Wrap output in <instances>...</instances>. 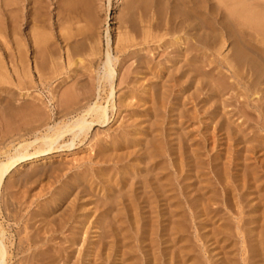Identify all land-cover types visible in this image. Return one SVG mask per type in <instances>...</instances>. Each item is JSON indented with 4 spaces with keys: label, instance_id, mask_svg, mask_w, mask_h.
<instances>
[{
    "label": "rangeland",
    "instance_id": "rangeland-1",
    "mask_svg": "<svg viewBox=\"0 0 264 264\" xmlns=\"http://www.w3.org/2000/svg\"><path fill=\"white\" fill-rule=\"evenodd\" d=\"M66 1L68 3V0H0V159H2L0 162L13 155L14 150L20 144L40 137L49 128H61L62 122H66L67 118L87 104L101 100L100 103L105 105L104 99L107 98L109 89L104 85H98L97 75L101 72L100 69L105 60L108 48L107 40H110V53L116 71L114 96L108 107L109 121L104 125L93 126L86 136L74 139L72 147H67L72 142L71 137L63 138L58 145L62 146L61 148L54 146V149L46 154L19 162L8 174L0 187V224L5 230L4 240L8 252L6 264H170V262L176 264L180 261V264H220L221 262L229 264L230 261L232 262L230 264H248L250 259H252L251 264H264V161H262L264 159V117L262 116L264 115V106H262L264 104V78L259 76L261 81L255 86V82L251 81L254 77L257 79V76L252 75L248 70L247 72L243 68L242 71L239 70V77L233 76L229 71L230 66L233 65L230 57H233L238 46V51L252 60L260 72L264 73V65L261 64L264 63V12L261 11L264 8V0L251 1L252 5L248 3L250 0H246V2L245 0L242 2L227 0V9H229V5L230 9L227 10L228 13L226 12V29H221L215 21L210 30H213L212 33L210 32L213 36L214 32L217 34V38L222 32V40L215 38V42H213L214 37L210 34L212 40L210 39V46L207 48L198 43L195 45V42L189 38L190 33L180 34V43H175L174 39L168 35L167 30L170 27V22L176 13L183 9L182 5L179 8V5L182 4L181 0H119L118 2L117 0H95L96 3H93L94 7L97 5L93 8L97 23L95 26H90L84 18L79 17V20L73 13L67 11L66 4H64ZM255 2H257L256 5H262L260 9L255 5ZM61 3L62 8L65 7L63 10L59 6ZM253 4L256 6V10ZM160 7L165 12H163L164 10L160 11ZM242 9H249L257 16L260 15V18L251 19V23L246 25L244 19L236 14L237 10ZM149 10L151 11L149 12ZM62 11H67L64 12L66 22ZM145 11H147V16H145ZM156 12L159 14L163 12L158 20L163 16V20H161L165 22L162 24L161 20L157 21L160 23L159 25H162L160 34L158 31V33L153 31L152 34V28L149 26L156 23ZM31 14L35 16L31 17ZM67 14L68 17L74 16L78 22L73 17L67 18ZM169 15L172 16L169 17ZM60 19L63 23L69 22L67 25L70 27L66 24L63 25ZM141 19L142 21H140ZM30 22L36 31L29 30L33 28H30ZM75 22L78 24H74ZM34 24L40 27H35ZM131 25H134L138 31ZM91 27H94L95 31ZM143 28L145 29L143 30ZM254 29L256 31L258 29V32L256 33ZM248 30L249 32H247ZM218 31L219 33H217ZM163 33L167 36L165 37ZM91 34L93 35L91 40L95 39L93 42L96 43L94 45L98 49L95 53L97 56L91 52L94 48L93 42L92 46L88 44L91 40L89 39L90 42H88V39H85L86 35ZM123 34L128 35L125 43L119 40L124 36ZM146 34L150 35V40L152 38L151 42L149 39L142 40ZM155 36H159V40ZM184 37L185 39L187 37V40ZM237 37L243 46L241 43L238 44ZM62 38H68V41L64 42ZM154 38L155 40H153ZM50 39L53 40V44L49 41ZM79 39L81 40L79 41ZM211 41L213 44L218 42L213 45ZM232 41L234 45L231 44ZM72 42L75 46L73 50L70 48L73 47ZM31 45H36L35 49L40 46V50L37 48L35 51L34 46ZM85 45L89 47V51L87 47L85 49ZM48 46L51 47L48 48ZM192 48H195L194 52L188 57L190 60L187 61L185 52ZM246 48L247 50L250 48L257 55L254 56L255 53L253 54L252 51H246ZM83 49L88 51L84 52L85 55H92L85 56ZM204 51L207 55L209 54V57L202 53ZM78 52L83 55H81L82 58ZM89 52L91 53L88 54ZM182 53H185L186 60ZM53 55L58 58H53ZM201 55L207 59H203L200 57ZM71 56L72 60L68 62ZM140 61L143 64L145 62V66L140 65ZM79 62H83L84 64H81L86 66H83L82 69ZM227 63L228 66L230 65L229 67ZM189 64L192 66L190 69ZM76 66L77 68H75ZM76 69L79 71L76 72ZM248 72L249 74H247ZM66 77L70 79L68 78V80ZM256 79L254 78V81ZM77 81H80V86L85 83L87 88L83 84L81 89ZM243 84H247L249 89L245 88ZM159 86L161 87L159 88ZM214 90L217 94H214ZM255 91L260 92L256 93ZM229 92L231 95L228 94ZM98 93H100V100L97 98ZM232 94L234 100H232ZM216 95H219V98L221 96L222 100ZM251 96H254L253 99ZM235 105L237 108L234 109ZM76 106L77 108L81 107L77 109ZM74 108L75 111H73ZM252 112L253 115H251ZM225 120L231 121V125L227 121L224 122ZM223 125H225V129ZM260 145L263 146L262 149ZM38 146H41L40 142L28 148V152H35ZM242 150L244 155H241ZM147 157L148 161H146ZM142 163L146 166H142ZM155 167L159 171L158 169L155 171ZM241 168L243 169L241 170ZM144 172L146 176L143 174ZM215 172L218 176L221 174L219 177L222 179L216 178ZM223 172L224 177L222 176ZM138 173L143 176L141 174V178L133 176H139ZM248 173H251L253 182L257 183L254 184L255 187H253V182H249L250 175ZM239 177L242 178L243 185H240L242 183ZM135 180L141 184L133 186L132 183ZM218 180L221 181V184ZM155 182H157V186ZM142 184L144 192L140 189ZM126 185L128 186L126 187ZM122 186L125 190L139 186L140 190H136V194L128 199L123 197V201L113 193L115 188L119 190ZM154 186H160L159 189L164 197L155 199V195H159V193H156ZM240 186H244L243 189ZM167 192L168 194H166ZM198 194L202 197H197ZM145 197L149 201H146ZM96 199L101 201L97 200V202ZM103 199L107 201L104 202ZM159 200L161 201L159 202ZM208 200L210 201L208 202ZM112 201L114 206L111 205V207L113 206V209L116 210L110 212L111 217L113 216L111 218L109 212L107 214L102 212L103 209L100 208V205L108 202L112 204ZM199 201L202 202V205ZM146 203L149 205L147 206ZM131 204L134 207L130 209ZM90 208H93L94 211ZM200 209H203V213ZM258 213L262 217H258L260 216ZM148 214L149 216H147ZM169 215L172 217L171 219H168ZM101 218H105V221ZM132 218L135 226L132 224ZM259 218H262L261 221ZM108 220L116 224L114 225ZM244 220L246 221L245 225L243 224ZM117 221L120 222L117 223ZM131 221L132 223H130ZM27 224L28 229H26ZM96 225H100L104 229L101 227V230L97 226V229H100L97 230L95 229ZM148 225L149 227H147ZM231 225H233V233L232 229H229ZM110 226L113 228L116 226L114 230L118 229L121 233L118 231L110 233ZM211 228L212 234L210 233ZM24 230L30 231L25 232L26 237ZM118 233L121 235L120 237L117 236ZM35 234L36 236H34ZM102 234L104 235L102 236ZM148 234L150 237L146 236ZM166 234L173 243L168 244L169 237L167 238ZM104 236L110 237L111 240L106 238L103 240ZM148 237L149 240H147ZM97 238L100 241L97 242ZM119 239H123L120 245ZM33 242L36 244L32 245ZM103 242L108 245L105 247ZM258 242L259 244H257ZM170 244H174L175 247L177 245V247L175 248L174 245L170 247ZM219 245L221 249H219ZM183 248L185 250H182ZM167 252H169V256ZM155 253L158 259L154 257ZM220 254L222 257L226 254L224 256L226 261ZM182 256L183 258H181ZM178 258L182 260L177 261ZM167 259H170V262ZM191 260L192 262H189ZM245 260L247 261L245 262ZM150 261L154 262L150 263Z\"/></svg>",
    "mask_w": 264,
    "mask_h": 264
},
{
    "label": "bare ground",
    "instance_id": "bare-ground-1",
    "mask_svg": "<svg viewBox=\"0 0 264 264\" xmlns=\"http://www.w3.org/2000/svg\"><path fill=\"white\" fill-rule=\"evenodd\" d=\"M35 1V0H34ZM95 0H68V3H67V1H66V3L64 2V4H66V6L65 7H67V11H69V12H71V13H73L75 16H76V18L78 17H80V18H84L85 19V21L90 25V26H95V24L97 25V23H96V17H95V14H94V10H93V8H95L94 7V4L93 3H96V2H94ZM119 0H117V2H118ZM139 1V0H138ZM174 1V0H173ZM177 1V0H176ZM182 1V4H180L179 5V8L181 7V5H182V7H183V9L182 10H180L178 13H176V16L175 15H173V16H175V17H173V18H171V19H173L171 22H170V27H168L169 29L167 30L168 32V35H170L171 36V38H173L174 39V42L175 43H177V42H179L180 40V34H186V32L187 33H190V35H189V38L190 39H192L194 42H195V45L198 43V44H200L201 46H203V47H205V48H207V46H210L209 45V42H210V39L212 40V31H210L211 29H212V27H213V23L216 21L217 22V24H219L220 25V27H221V29H226L225 27H226V12H227V10H229L230 9V5H229V9H227V0H181ZM236 2H238L239 0H235ZM234 1V4L236 3ZM241 2H242V0H240ZM244 1V0H243ZM251 1H257V0H250L248 3L250 4V5H252V3L253 2H251ZM4 2V1H3ZM63 2V1H62ZM136 2V1H135ZM179 2V1H178ZM177 2V3H178ZM245 2H246V0H245ZM256 3L257 2H255V5H256ZM4 4V3H3ZM33 4H35V3H33ZM37 4H41V3H37ZM49 4V3H48ZM159 4V3H158ZM179 4V3H178ZM238 4V3H237ZM247 4V3H246ZM148 5V4H147ZM254 5V4H253ZM254 5V6H255ZM28 6V5H27ZM35 6V5H34ZM59 6H61L60 8H62V3L61 4H59ZM155 6V5H154ZM158 6V5H157ZM236 6V5H235ZM257 7L259 6V5H256ZM256 6H255V10H256ZM262 6V5H261ZM261 6H259V9L261 8ZM4 7H5V4H4ZM32 7V6H31ZM36 7V6H35ZM64 7V6H63ZM64 7V8H65ZM148 7H150V6H148ZM162 8L164 7V6H161ZM159 8V9H161L160 11H162V10H164V9H162V8ZM242 7V6H241ZM64 8H62L61 10H63ZM158 8V7H157ZM237 8V7H236ZM243 8V7H242ZM250 8V7H249ZM34 9V8H33ZM58 9H59V7H58ZM148 9V8H147ZM150 9V8H149ZM166 9V8H165ZM22 10V9H21ZM34 10H36V11H38V9H34ZM60 10V11H61ZM141 10V9H140ZM142 10H145V9H142ZM156 10V9H155ZM173 10H174V8H173ZM257 10H258V8H257ZM66 11V12H67ZM97 11V10H96ZM151 10H149V12H150ZM259 11V10H258ZM257 11V12H258ZM262 12H264V8H262V10H261ZM260 11V12H261ZM63 12V11H62ZM65 12V11H64ZM64 12H63V18H64V20H65V17H64ZM65 12V13H66ZM147 11H145V13H146ZM163 12H165V10L163 11ZM162 12V13H163ZM172 12V11H171ZM26 13V12H25ZM59 13V12H58ZM71 13H69V14H71ZM127 13V12H126ZM162 13H160V14H162ZM228 13V12H227ZM231 13H232V11H231ZM73 14H71V15H73ZM97 14V13H96ZM130 14V13H129ZM141 14H142V12H141ZM140 14V15H141ZM156 14V15H155ZM154 15L156 16L155 18V20H153V21H155L156 23H154V22H152V20H151V22L152 23H154V25L153 24H148L151 28H152V30H151V32H152V34H153V31L155 32L156 31V33H158L159 31L161 32V30H162V25H159L160 23L159 22H157V21H160L162 18H163V16H161L162 18L160 19V20H158L159 18H160V14L158 13V12H156ZM172 14H173V12H172ZM175 14V13H174ZM233 14V13H232ZM236 14H238V16H240V18L242 17L243 19H244V21H245V24L246 25H249L250 23H251V19H254V20H257L256 18H260V15H258L257 16V14H255V13H253L252 11H250L249 9H242V10H237L236 11ZM261 14V13H260ZM38 14H36V17H38L37 16ZM60 15V14H59ZM66 15V14H65ZM69 16V17H73L74 18V16ZM35 16V15H34ZM32 14H31V17H34ZM122 16V15H121ZM123 16H124V14H123ZM127 16H128V14H127ZM129 16H131V15H129ZM145 16H147V13H146V15ZM145 16H144V18H145ZM165 16V15H164ZM172 16V15H171ZM170 15H169V17H171ZM27 17V16H26ZM68 17V14H67V18H69ZM97 17H98V14H97ZM141 17H142V15H141ZM57 18V17H56ZM62 18V19H63ZM70 18V19H71ZM76 18H74V19H76ZM80 18H79V20H80ZM109 18H111V17H109ZM124 18V17H123ZM262 18V17H261ZM34 19V18H33ZM38 19V18H37ZM62 19H60V21H62ZM132 19V18H131ZM146 19V18H145ZM148 19V18H147ZM165 19V18H164ZM228 19H229V17H228ZM27 20H28V18H27ZM31 20V19H30ZM41 20H43V19H41ZM68 20V19H67ZM77 20V19H76ZM163 20V19H162ZM162 20L160 21V22H162ZM254 20H252L253 22H254ZM69 21V20H68ZM71 21H72V19H71ZM97 21H99V20H97ZM121 21H123V20H121ZM129 21V20H128ZM133 21V20H132ZM140 21H142V19L140 20ZM150 21V20H149ZM229 21V20H228ZM31 22H32V20H31ZM31 22H30V28L31 27H33V26H31ZM42 22H44V21H42ZM65 22H66V20H65ZM73 22V21H72ZM77 22H78V20H77ZM164 22V21H163ZM163 22H162V24H163ZM259 22V21H258ZM35 23V22H34ZM57 23V22H56ZM62 23H63V21H62ZM67 23H69V22H67ZM67 23H63V25H65L66 24V26H69V25H67ZM80 23V22H79ZM82 24H83V22H81ZM122 23V22H121ZM142 23V22H141ZM144 23V22H143ZM165 23V22H164ZM167 23V22H166ZM74 24H78V23H74ZM131 24V23H130ZM133 24V23H132ZM147 24V23H146ZM263 24V23H262ZM43 25H45V24H43ZM58 25H60L59 23H58ZM58 25H57V27H58ZM80 25V24H79ZM126 25V24H125ZM168 25H169V23H168ZM34 26L35 27H40L39 25L38 26H36L35 24H34ZM45 26H47V25H45ZM74 26V25H73ZM72 26V27H73ZM84 26H85V24H84ZM83 26V27H84ZM131 26H133L134 27V25H131ZM161 26V27H160ZM164 26V25H163ZM166 26V25H165ZM261 26H263V25H261ZM70 27V26H69ZM97 27V26H96ZM132 27V28H133ZM148 27V26H147ZM166 27V28H167ZM257 27V26H256ZM260 27V26H259ZM81 28V27H80ZM91 28H93V30H94V27H91ZM132 28H130V29H132ZM164 28V27H163ZM258 28V27H257ZM35 30L36 31V29L33 27L32 29H29L30 31L31 30ZM43 29H44V27H43ZM49 29V28H48ZM57 29V28H56ZM64 29V28H63ZM62 29V30H63ZM134 29H135V27H134ZM145 28H143V30H144ZM243 29V28H242ZM262 29V28H261ZM60 32H61V30L60 29H58ZM82 30H83V28H82ZM97 30V29H96ZM135 30H137V29H135ZM246 30V29H245ZM244 30V31H245ZM250 30V29H249ZM249 30L247 31V32H249ZM255 30V29H254ZM70 31V30H69ZM90 31H92V29H90ZM95 31V30H94ZM138 31V30H137ZM158 31V32H157ZM164 31V30H163ZM217 31V30H216ZM256 31V30H255ZM260 31V30H259ZM32 32V31H31ZM55 32H57V31H55ZM133 32V31H132ZM136 32V31H135ZM160 32H159V34H160ZM165 33H166V31H164ZM211 32V33H210ZM234 32H236V31H234ZM251 32H252V30H251ZM258 32V29H257V31H256V33ZM264 32V31H263ZM58 33V32H57ZM86 33H88L87 32V30H86ZM85 33V34H86ZM92 33L94 34V32L92 31ZM124 33V32H123ZM129 33V36L131 35V33L130 32H128ZM134 33V32H133ZM137 33V32H136ZM135 33V34H136ZM145 33V32H144ZM143 33V34H144ZM217 33H219V31L217 32ZM230 33H231V31H230ZM255 33V32H254ZM32 34V33H31ZM51 34V33H50ZM61 34H62V32H61ZM65 34V33H64ZM80 34L81 35H84V34H82V32H80ZM125 34V33H124ZM123 34V35H124ZM150 34V33H149ZM144 35L145 36V38H143L142 40H148L149 38H150V35ZM162 34V33H161ZM212 36H211V35ZM214 38H213V42H215V38H217L216 37V33L214 32ZM250 34V33H249ZM41 35H42V33H41ZM66 35V34H65ZM74 35H75V32H74ZM78 36H79V34H77ZM95 35H96V32H95ZM156 35V34H155ZM163 35H164V33H163ZM221 35H222V32H221V34H220V37L219 38H217V40L218 39H220L221 38ZM235 35H237V34H235ZM253 35V34H252ZM1 36V35H0ZM45 36V35H44ZM59 36V35H58ZM85 36V35H84ZM119 36H121L120 34H119ZM126 35H124L123 37H121L119 40H120V42L122 41V42H127V36L125 37ZM165 36V35H164ZM163 36V37H164ZM166 36H167V34H166ZM165 36V37H166ZM228 36V35H227ZM263 36H264V34H263ZM22 37V36H21ZM29 37V36H28ZM50 37V36H49ZM51 37H53V36H51ZM76 37V36H75ZM92 37H93V35L91 34V35H86V38L85 39H88V42H90L89 41V39L91 40L92 39ZM96 37V36H95ZM130 37H132V36H130ZM129 37V38H130ZM153 37H154V35H153ZM158 40H159V36L157 37V36H155ZM254 37V36H253ZM259 37V36H258ZM262 37V36H261ZM2 38V37H1ZM32 38V37H31ZM34 38H35V36H34ZM97 38V37H96ZM161 38V37H160ZM228 38V37H227ZM19 39V38H18ZM23 39V38H22ZM62 39H64V42H67L68 40V38L66 39V38H62ZM141 39V38H140ZM184 39H185V37H184ZM256 39V38H255ZM32 40V39H31ZM46 40H48V39H46ZM75 41H76V39H74ZM81 39H79V41H80ZM95 40V39H94ZM93 40V41H94ZM118 40V39H117ZM135 40V39H134ZM150 40V39H149ZM151 40H152V38H151ZM151 40H150V42H151ZM153 40H155V38L153 39ZM170 40V39H169ZM185 40H187V37H186V39ZM221 40H222V38H221ZM236 40H238V42H239V38L237 37V39ZM235 40V41H236ZM261 40V39H260ZM260 40H259V42H260ZM263 40V39H262ZM49 41H51V43H52V41L53 40H49ZM62 41V40H61ZM92 40H91V42L90 43H88V44H90V45H96V43H94ZM109 41L110 40H107V46H108V48H107V51H106V54H105V60H104V62H103V64H102V66H101V72L97 75V78H98V85H100V86H103L104 85V87H108V89H109V93H108V95H107V98L105 97V101H104V103H105V105H102L101 103H100V98H99V94L100 93H98V96H97V98H99V100L100 101H96V102H94V103H90V104H87L85 107H83L82 109H80L77 113H75L74 115H71V117H69V118H67V121L65 122L64 121V123H63V125H62V123H61V125L60 126H62L61 128H59V129H53L54 127H52V128H49L47 131H45L44 132V134H42V135H40V137H35L32 141H28V142H26V143H24V144H20L15 150H14V153H13V155H11V156H9V157H6V155H5V157L7 158L5 161H3V162H0V187L2 186V184L4 183V181H5V179H6V177L8 176V174L14 169V167L16 166V164H18L19 162H24V161H26V160H28V159H31V158H34V157H37V156H41V155H43V154H46V153H48V152H50L51 150H53L54 149V146H56L57 148L58 147H60V146H58L59 145V143L62 141V139L63 138H65V137H71V143H69V145L67 146V147H72V146H74V143H73V141H74V139H76V138H79L80 136H86L87 134H88V132H89V130L93 127V126H97V125H104L105 123H107L108 121H109V116H108V107H109V103H110V101H112L113 100V96H114V79H115V73H116V71H115V65H114V61H113V57H112V55H111V53H110V43H109ZM161 41V40H160ZM159 41V42H160ZM182 41V40H181ZM192 41V42H193ZM20 42V41H19ZM21 42H22V40H21ZM30 42V41H29ZM40 42H42V41H40ZM55 42V41H54ZM63 42V43H64ZM93 42V43H92ZM185 42V41H184ZM218 42V41H217ZM216 42V43H217ZM263 42V41H262ZM50 43V44H51ZM62 43V44H63ZM77 43H78V41H77ZM82 43V42H81ZM92 43V44H91ZM180 43V42H179ZM178 43V44H179ZM211 43H212V41H211ZM216 43L215 44H213V45H216ZM233 43V41L231 42V44ZM241 43V41L238 43V44H240ZM244 43V42H243ZM19 44V43H18ZM32 44H33V42H32ZM53 44V43H52ZM68 44V43H67ZM71 44V43H70ZM80 44V43H79ZM85 44H86V41H85ZM118 44V43H117ZM177 44V45H178ZM186 44V43H185ZM211 44V46H213ZM22 45H24V44H22ZM38 45V44H37ZM69 45V44H68ZM87 45V44H86ZM85 45V49H86V46ZM89 45V46H90ZM92 45V46H93ZM94 45V48L91 50V52L92 53H96L97 51H98V49L97 48H95L96 46ZM181 45V44H180ZM232 45H234V44H232ZM241 45L243 46V44L241 43ZM25 46V45H24ZM32 46V45H31ZM34 46V45H33ZM32 46V47H33ZM36 46V45H35ZM35 46H34V49H35ZM72 46L73 47H70V48H72V50H73V48H75V46L73 45V42H72ZM79 46H81V45H79ZM91 46V47H92ZM181 46H183V45H181ZM19 47V46H18ZM20 47H22L21 45H20ZM49 47H51V46H48V48ZM160 47V46H159ZM158 47V48H159ZM234 47V46H233ZM236 47V46H235ZM245 47V46H244ZM38 48V49H37ZM36 49L37 50H40L39 48H40V46L39 47H37ZM53 48V47H52ZM51 48V49H52ZM67 48V47H66ZM68 48H69V46H68ZM88 48V51H89V47H87ZM248 48V47H247ZM247 48H246V51H252L250 48H249V50H247ZM24 49V48H23ZM32 49V48H31ZM36 49H35V51H36ZM65 49V48H64ZM82 49V48H81ZM100 49V48H99ZM195 49V48H194ZM194 49L192 48L191 50L189 49V51L187 50L185 53H186V55H185V53H182V55H183V58H184V60H186L185 59V57L187 58V61H189L190 59L188 58L190 55H192L193 54V52H194ZM197 49H199V48H197ZM232 49V48H231ZM49 50V49H48ZM56 50V49H55ZM67 50V49H66ZM65 50V51H66ZM70 50V49H69ZM71 50V51H72ZM210 50V49H209ZM232 50H234V49H232ZM34 51V52H35ZM60 51V50H59ZM87 50H85L84 51V49H83V53L85 52H88ZM183 51V50H182ZM196 51V50H195ZM200 51V50H199ZM231 51V50H230ZM22 52V51H21ZM53 52V51H52ZM68 52V51H67ZM91 52H89L88 54H90ZM35 53H38V52H35ZM50 53V52H49ZM70 53V52H69ZM85 53H84V55H85ZM202 53H205L204 55H207L206 54V52L204 51V52H202ZM248 53V52H247ZM252 53L254 54L255 52H253L252 51ZM251 53V54H252ZM65 54H67V53H65ZM72 54V53H71ZM70 54V55H71ZM94 54H93V57H94ZM98 54V53H97ZM200 54H201V52H200ZM231 54V53H230ZM34 55V54H33ZM57 55H59V54H57ZM68 55V54H67ZM69 55V56H70ZM78 55H80V57H81V55L82 54H79V52H78ZM90 55H92V54H90ZM89 55V56H90ZM96 55V54H95ZM181 55V56H182ZM184 55H185V57H184ZM204 55H201L200 57H202L203 59L204 58H206V57H203ZM209 55V54H208ZM207 55V56H208ZM255 55H257L256 53L254 54V56ZM83 56V55H82ZM85 56H87V55H85ZM89 56H87V57H89ZM97 56V55H96ZM228 56V55H227ZM233 57H230L231 58V60L230 61H232L231 62V64H233V65H229L230 66V72H231V74L234 76V75H236V76H240L239 74V70H241L242 71V68L243 69H245L246 70V72H247V70L252 74V75H256L257 76V79H256V77H254L256 80L254 81V78L252 79V81L251 82H255V86L256 85H258L259 84V82L261 81L259 78V76H263V78H264V73H262V71L260 72V70H259V68L256 66V64L252 61V60H249L248 59V57H246L243 53H241V52H239L238 51V46L236 47V50H235V52L233 53V55H232ZM258 56H260V55H258ZM74 57V56H73ZM209 57V56H208ZM253 57V56H252ZM251 57V58H252ZM261 57V56H260ZM34 58V57H33ZM52 58V57H51ZM53 58H58V57H54V55H53ZM69 58V57H68ZM82 58V57H81ZM92 58V57H91ZM201 58V59H202ZM226 58H228V57H226ZM139 59V58H138ZM207 59V58H206ZM258 60L260 59V58H257ZM51 60V59H50ZM53 60H55V59H53ZM70 60H72V56H71V58H69V61L68 62H70ZM77 61H78V59H76ZM147 60V59H146ZM183 60V61H184ZM56 61V60H55ZM58 61V60H57ZM59 61H60V59H59ZM142 61V60H141ZM140 61V62H141ZM144 61V60H143ZM182 61V60H181ZM201 61H203V60H201ZM226 61H227V59H226ZM262 61V60H261ZM264 61V60H263ZM54 62V61H53ZM72 62V61H71ZM139 62V61H138ZM184 62H186V61H184ZM183 62V63H184ZM260 62V61H259ZM22 63V62H21ZM36 63V62H35ZM78 63V62H77ZM80 64V66L82 65L81 63H83V62H79ZM89 63V62H88ZM20 64V63H19ZM84 64V63H83ZM143 64V62H141L140 63V65H142ZM186 64V63H185ZM192 64V63H191ZM191 64H189L190 66H189V69H190V67H192L191 66ZM204 64V63H203ZM230 64V63H229ZM261 64H263L264 65V63H261ZM69 65V64H68ZM71 65V64H70ZM77 65V64H76ZM78 65V66H79ZM187 65H188V63H187ZM194 65V64H193ZM197 65V64H196ZM83 66L85 67L86 65H82V69H83ZM143 66H145V62H144V64H143ZM227 66H228V63H227ZM228 66V67H229ZM23 67H26V66H23ZM56 67V66H55ZM71 67V66H70ZM21 68H22V66H21ZM35 68H36V66H35ZM62 68V67H61ZM75 68H77V66L75 67ZM75 68L73 69L74 71H75ZM79 68V67H78ZM81 68H79V69H81ZM88 68H90V66H88ZM37 69V68H36ZM79 69H76V72H77V70L79 71ZM192 69V68H191ZM52 70V69H51ZM59 70V69H58ZM193 70V69H192ZM245 70H244V73H245ZM27 71V70H26ZM240 71V72H241ZM72 72V71H71ZM189 72H191L190 70H189ZM194 72V71H193ZM249 72L247 73V74H249ZM73 73H75V72H73ZM192 73V72H191ZM195 73H197L196 71H195ZM244 73H243V75H244ZM260 73H261V75H260ZM187 74V73H186ZM185 74V75H186ZM194 74V73H193ZM246 74V75H247ZM251 74H250V76H251ZM25 75V74H24ZM196 77H197V75H195ZM194 76V77H195ZM248 77V76H247ZM69 77H66V79H68ZM252 78V77H251ZM70 79V78H69ZM68 79V80H69ZM192 79V78H191ZM194 79V78H193ZM247 79H250V78H247ZM75 81V80H74ZM264 81V80H263ZM78 82V81H77ZM76 82V83H77ZM80 82V81H79ZM78 82V83H79ZM238 83H239V81H238ZM248 83H249V81H248ZM85 86H86V84L85 83H83ZM82 84V85H83ZM160 84V83H159ZM198 84V83H197ZM239 84H241V83H239ZM73 85V84H72ZM82 85L80 86V83H79V87H81V89H82ZM158 85V84H157ZM251 85V84H250ZM84 86V87H85ZM234 86V85H233ZM243 86L245 87V88H248L247 87V84L245 85V84H243ZM76 87H77V85H76ZM83 87V88H84ZM104 87H103V89H104ZM161 86H159V88H160ZM261 87V86H260ZM85 88H87V86L85 87ZM98 88V87H97ZM233 89H235V87H232ZM237 88V87H236ZM251 88V87H250ZM256 88V87H255ZM255 88H253V89H255ZM262 88V87H261ZM75 89V88H74ZM107 89V90H108ZM249 89V88H248ZM257 89V88H256ZM259 89V88H258ZM263 89H264V85H263ZM77 90H79L80 91V89H77ZM84 90V89H83ZM87 90V89H86ZM230 91V90H229ZM231 91H233L232 89H231ZM230 91V92H231ZM252 91V90H251ZM260 91H261V89H260ZM260 91H257V92H260ZM214 94H217L216 93V91L214 90ZM228 93V94H230L231 95V93ZM256 92V91H255ZM256 92V93H257ZM262 92V91H261ZM81 93H82V91H81ZM85 93V92H84ZM83 93V94H84ZM252 93V92H251ZM89 94V92L87 93V95ZM242 94V93H241ZM259 94V93H258ZM261 94V93H260ZM233 95V94H232ZM253 95V94H252ZM255 95V94H254ZM262 95V94H261ZM242 96V95H241ZM84 97V96H83ZM87 97V96H86ZM216 97L217 98H219V95H216ZM215 97V98H216ZM231 97V96H230ZM243 97V96H242ZM245 97V96H244ZM252 97H254V96H251V98ZM255 97H257V96H255ZM263 97H264V95H263ZM263 97L261 96V98L263 99ZM96 98V99H97ZM102 98V97H101ZM216 98V99H217ZM234 98V95L232 96V100H234L233 99ZM238 98V97H237ZM258 98H260V96H258ZM220 100H222L221 99V96H220V98H219ZM231 99V98H230ZM253 99V98H252ZM122 100V99H121ZM124 100V99H123ZM212 100H214V99H212ZM219 100V101H220ZM239 100V99H238ZM246 100V99H245ZM257 101L259 100V99H256ZM261 100V99H260ZM149 101H151V99L149 98ZM218 101V102H219ZM240 101V100H239ZM242 101H243V99H242ZM248 101V100H247ZM256 101V102H257ZM212 102V101H211ZM233 102V101H232ZM123 103V102H122ZM151 103V102H150ZM240 103V102H239ZM263 103H264V100H263ZM74 104V103H73ZM221 104V103H220ZM242 104V103H241ZM246 104V103H245ZM255 104V103H254ZM257 104H258V102H257ZM156 105H157V103H156ZM219 105V104H218ZM234 105V104H233ZM239 105V104H238ZM237 105V106H238ZM251 105V104H250ZM256 105V104H255ZM68 106V105H67ZM151 106V105H150ZM213 106V105H212ZM211 106V107H212ZM240 106V105H239ZM262 106H264V104H262ZM70 107V106H69ZM79 107H81V106H79ZM78 107V108H79ZM112 107H113V103H112ZM218 107V106H217ZM223 107V106H222ZM222 107H220V108H222ZM230 107V106H229ZM235 107H236V105L234 106V109H235ZM241 107V106H240ZM255 107V106H254ZM258 107V106H257ZM76 108H77V106H76ZM77 108V109H78ZM152 108V107H151ZM150 108V109H151ZM214 108V107H213ZM237 108V107H236ZM242 108H244V107H242ZM148 109H149V107H148ZM224 109H226V108H224ZM76 109L74 108L73 109V111H75ZM220 110V109H219ZM244 110V109H243ZM247 110V109H246ZM246 110H245V113H246ZM262 110V109H261ZM260 110V111H261ZM155 111V110H154ZM217 111V110H216ZM221 111H222V109H221ZM248 111V110H247ZM263 111H264V109H263ZM151 112H153V111H151ZM154 113V112H153ZM153 113H151V115H153ZM219 113V112H218ZM238 113V112H237ZM264 113V112H263ZM262 113V114H263ZM221 114V113H220ZM223 114V113H222ZM251 114V113H250ZM249 114V115H250ZM256 114V113H255ZM216 115H218V114H216ZM225 115V114H224ZM235 115V114H234ZM237 115V114H236ZM235 115V116H236ZM251 115H253V112H252V114ZM156 116V115H155ZM226 116H227V113H226ZM226 116H224L225 117V119H226ZM233 116V115H232ZM255 116V115H254ZM253 116V117H254ZM263 117H264V115H262ZM152 117V116H151ZM251 117V116H250ZM249 117V118H250ZM257 117V116H256ZM155 118V117H154ZM240 118V117H239ZM256 120H257V118H255ZM215 120V119H214ZM227 120H225L224 122H226ZM243 121V120H242ZM228 122V121H227ZM231 121H229L228 123H230ZM246 122V121H245ZM244 122V123H245ZM243 123V124H244ZM261 123V122H260ZM223 124H225V123H223ZM255 124V123H254ZM230 125H231V123H230ZM233 126H234V124H232ZM246 125V124H245ZM249 125V124H248ZM225 125H223V127H224ZM244 126V125H243ZM253 126V125H252ZM255 127H256V124L254 125ZM221 127V126H220ZM240 127H241V125H240ZM245 127V126H244ZM248 127V126H247ZM250 127H251V124H250ZM249 127V128H250ZM236 128V127H235ZM248 128V129H249ZM224 129H225V127H224ZM223 129V130H224ZM237 129H239V128H237ZM236 129V130H237ZM256 129V128H255ZM246 130V129H245ZM226 132V131H225ZM235 132H237V133H239L238 131H235ZM223 133H224V131H223ZM236 133V134H237ZM225 134V133H224ZM240 134V133H239ZM248 134V133H247ZM226 135V134H225ZM255 135H256V133H255ZM236 136V135H235ZM240 136H242V135H240ZM258 136H260V135H258ZM264 136V135H263ZM241 138H244V137H241ZM250 138H252V137H250ZM253 140V139H252ZM243 141V140H242ZM262 141V140H261ZM41 143V146H38L37 147V149H36V151L35 152H32V153H29L28 152V148H30V147H32V146H34L35 144H37V143ZM236 142V141H235ZM241 142V141H240ZM252 142V141H251ZM254 142H256V140H254ZM258 142V141H257ZM253 143V142H252ZM243 144H245L246 145V143H243ZM247 144H249V143H247ZM260 144V143H259ZM178 145V144H177ZM250 145V144H249ZM255 145V144H254ZM257 145V144H256ZM262 145V144H261ZM260 145V146H261ZM248 146V145H247ZM259 146V147H260ZM62 147V146H61ZM60 147V148H61ZM65 147H66V145H65ZM178 147V146H177ZM176 147V148H177ZM243 147H245L244 145H243ZM258 147V148H259ZM248 148V147H247ZM263 148V146H261V149ZM244 149V148H243ZM241 150V149H240ZM263 150H264V148H263ZM178 151V150H177ZM244 151L242 150V154L241 155H244V153H243ZM146 154V153H145ZM160 154H161V152H160ZM250 154V153H249ZM248 154V155H249ZM252 154V153H251ZM148 155V154H147ZM253 155V154H252ZM149 156V155H148ZM251 156V155H250ZM241 157H243V156H241ZM151 158V157H150ZM148 159V157L146 158V161H148L147 160ZM243 159V158H242ZM242 159H241V161H242ZM256 159H258V158H256ZM263 159V158H262ZM261 159V160H262ZM0 160H2V159H0ZM230 160V159H229ZM239 161V160H238ZM244 161V160H243ZM249 161V160H248ZM259 161V160H258ZM262 161H264V159L262 160ZM245 162V161H244ZM243 162V163H244ZM143 163H145L144 161H143ZM142 163V166H146L145 164H143ZM159 164V163H158ZM241 164H242V162H241ZM234 165V164H233ZM259 165V164H258ZM143 167V168H144ZM238 167V166H237ZM213 168V167H212ZM240 168V167H239ZM139 169H140V167H139ZM156 169H158V168H156L155 167V171H156ZM243 168H241V170H242ZM246 169H248V168H246ZM255 169V168H254ZM257 169V168H256ZM153 170V171H154ZM222 170V169H221ZM264 170V169H263ZM154 171V172H155ZM158 171H159V169H158ZM246 171H248V170H246ZM137 172V171H136ZM143 172V171H142ZM153 172V173H154ZM194 172V171H193ZM217 172V171H216ZM215 172V173H216ZM150 173H151V171H150ZM217 173H219V172H217ZM216 173V174H217ZM260 173V172H259ZM264 173V172H263ZM132 174H134V173H132ZM131 174V175H132ZM141 174V173H140ZM139 173H138V175L139 176H137V175H133V176H136V177H140L141 178V175L143 176V174L145 175L146 173L144 172L143 174H141L140 175ZM152 174V173H151ZM236 174H238V173H236ZM249 175H250V181L249 182H253V179H252V177H251V173H248ZM256 174V173H255ZM31 175V174H30ZM127 175V174H126ZM221 174H219V176H220ZM224 175V172H223V174H222V176ZM146 176V175H145ZM155 176V175H154ZM166 176V175H165ZM217 176H218V174H217ZM216 176V178H220L219 176L217 177ZM263 176V175H262ZM148 177V176H147ZM151 177H153V176H151ZM224 177V176H223ZM240 177H241V174H240ZM240 177H239V179H240ZM254 177V176H253ZM154 179H155V177H153ZM131 179V178H130ZM129 179V180H130ZM153 179V180H154ZM220 179H222V178H220ZM234 179V178H233ZM259 179V178H258ZM132 180V179H131ZM242 180V178L240 179V181ZM252 180V181H251ZM262 181H263V179H261ZM260 180V181H261ZM140 181V180H139ZM151 181H152V179H151ZM161 181V180H160ZM162 181H163V179H162ZM219 181V183L221 182L220 180H218ZM124 182H125V180H124ZM127 182H129V181H127ZM150 182V181H149ZM126 183V182H125ZM131 183V182H130ZM143 183V182H142ZM145 183V182H144ZM156 183V186L158 185L157 184V182H155ZM238 183H239V181H238ZM241 183L242 184H240V185H243V181H241ZM256 182H253L252 184H253V187H255V184ZM114 184V183H113ZM112 184V185H113ZM122 184V183H121ZM139 184H141L140 182H137L136 180H135V182L134 183H132V185L133 186H136V185H139ZM221 184V183H220ZM257 184V183H256ZM117 186V185H116ZM128 185H126V187H127ZM130 186V185H129ZM153 186V185H152ZM156 186H154V187H156ZM81 187V186H80ZM82 187H83V185H82ZM143 187V184H142V186H141V191L142 192H144L142 189ZM159 187L160 186H158V187H156V193H159V195H155V199H160L161 197H164L163 196V194H162V191H161V189H159ZM241 187V186H240ZM239 187V188H240ZM244 187V186H243ZM243 187H241V189H243ZM248 187V186H247ZM85 188V187H84ZM163 188V187H162ZM139 189V186H137V187H135L134 189L131 187V188H128L127 190H125L124 189V187L122 186V187H120L119 188V190H117L116 188H115V191L113 192V193H115V195H117V197H120L121 198V200H123L124 201V199H123V197H126L127 199H128V197H132V195H135L136 194V190H138ZM139 189V190H140ZM195 189H197V188H195ZM255 189V188H254ZM75 190V189H74ZM199 190V189H198ZM84 191V190H83ZM82 191V192H83ZM140 191V192H141ZM171 191V190H170ZM175 191V190H174ZM257 191V190H256ZM195 192V191H194ZM197 192V191H196ZM199 192V191H198ZM238 192V191H237ZM111 193V192H110ZM164 193V192H163ZM170 193V192H169ZM256 193V192H255ZM143 194V193H142ZM166 194H168V192L166 193ZM257 194V193H256ZM262 194H263V192H262ZM87 195H88V193H87ZM90 195V194H89ZM140 195V194H139ZM149 195V194H148ZM177 195V194H176ZM199 195V194H198ZM215 195V194H214ZM252 195V194H251ZM112 196V195H111ZM144 196H146L145 194H144ZM103 197V196H102ZM140 197V196H139ZM186 197V196H185ZM187 197H188V195H187ZM197 197H202L201 195H199V196H197ZM204 197V196H203ZM211 197V196H210ZM108 198V197H107ZM106 198V199H107ZM125 198V199H126ZM146 199H147V197H145ZM144 198V199H145ZM205 198V197H204ZM7 199H8V196H7ZM99 199V198H98ZM98 199H96V201L98 200ZM109 200H111V198H108ZM113 199H115V198H113ZM143 199V198H142ZM176 199V198H175ZM198 199V198H197ZM202 199V198H201ZM201 199H200V201H201ZM240 199V198H239ZM101 200H102V198H101ZM101 200H98V201H101ZM108 200V201H109ZM164 200V199H163ZM203 200V199H202ZM207 199H205V201H206ZM7 201V200H6ZM97 201V202H98ZM103 201H104V199H103ZM105 201H107V200H105ZM104 201V202H105ZM128 201V200H127ZM146 201H149L148 199L146 200ZM161 200H159V202H160ZM189 201H191V200H189ZM195 201V200H194ZM199 201V202H200ZM210 200H208V202H209ZM97 202H96V204H97ZM110 202V201H109ZM109 202L108 203H101V205H100V208H102L103 209V211L102 212H104L105 214H107V212H112V210H113V212H115V210L113 209V206H114V204H113V201H112V204H109ZM129 202V201H128ZM143 202H145V200H143ZM186 203H187V201H185ZM193 202V201H192ZM207 202V201H206ZM258 202H259V199H258ZM3 203V202H2ZM11 203V202H10ZM111 203V202H110ZM201 203V205H202V202H200ZM260 203V202H259ZM5 204H6V202H5ZM9 204V203H8ZM12 204V203H11ZM94 204V203H93ZM95 204V205H96ZM129 204V203H128ZM139 204V203H138ZM147 204V203H146ZM160 204V203H159ZM158 204V205H159ZM205 204H207V203H205ZM215 204V203H214ZM261 204V203H260ZM260 204H258L259 206H260ZM3 205V204H2ZM111 205H113L112 207H111ZM130 205V204H129ZM149 204H147V206H148ZM176 205V204H175ZM187 205V204H186ZM195 205V204H194ZM200 205V206H201ZM8 206V205H7ZM153 206V205H152ZM163 206V205H162ZM167 206V205H166ZM180 206V205H179ZM182 206V205H181ZM191 206V205H190ZM200 206H198V208L200 207ZM213 206V205H212ZM8 207H10V206H8ZM95 207V206H94ZM118 207V206H117ZM129 207V206H128ZM131 207L133 208L134 207V205L133 204H131V206L129 207L130 209H131ZM157 207V206H156ZM172 207H175V206H172ZM202 207V206H201ZM200 207V208H201ZM211 207V206H210ZM147 209H149L148 207H146ZM166 208V207H165ZM168 209H169V207H167ZM195 208V207H194ZM243 208V207H242ZM9 209V208H8ZM90 209H92L93 210V208H90ZM99 209V208H98ZM171 209V208H170ZM174 209V208H173ZM183 209V208H182ZM186 209V208H185ZM193 209V208H192ZM10 210V209H9ZM8 210V211H9ZM122 210V209H121ZM150 210V209H149ZM149 210H148V212H149ZM152 210V209H151ZM201 210V209H200ZM211 210V209H210ZM217 210H218V208H217ZM243 210V209H242ZM257 210V209H256ZM94 211V210H93ZM92 211V212H93ZM127 211V210H126ZM131 211V213H132V210H130ZM183 211H185V210H183ZM193 211L195 212V210L193 209ZM202 211V213H203V209L201 210ZM91 212V213H92ZM96 212V211H95ZM95 212H93V213H95ZM117 212V211H116ZM135 212V211H134ZM252 212V211H251ZM11 213V212H10ZM136 213V212H135ZM167 213H168V211H167ZM185 213V212H184ZM201 213V214H202ZM207 213V212H206ZM217 213H218V211H217ZM245 213V212H244ZM249 213V212H248ZM259 213H261V211H259ZM258 213V214H259ZM112 214H114V213H112ZM238 214V213H237ZM254 214H256L255 212H254ZM11 214H9V216H10ZM93 215V214H92ZM133 215V214H132ZM168 215V214H167ZM177 215V214H176ZM186 215V214H185ZM216 215V214H215ZM260 215V214H259ZM8 216V215H7ZM6 216V217H7ZM12 216V215H11ZM49 216H51V215H49ZM90 216V215H89ZM103 216V215H102ZM106 216H108V215H106ZM147 216H149V214L147 215ZM165 217H166V215H164ZM181 216H183V215H181ZM52 217V216H51ZM109 217H111V213H110V216ZM113 217V216H112ZM111 217V218H112ZM131 217H134V216H131ZM130 217V218H131ZM151 217V216H150ZM162 217V216H161ZM176 217V216H175ZM187 217V216H186ZM258 217H262L261 215L260 216H258ZM19 218V217H18ZM49 218V217H48ZM108 218V217H107ZM110 218V219H111ZM153 218H154V215H153ZM152 218V219H153ZM171 219L172 217L169 215L168 216V219ZM184 218H185V216H184ZM222 218V217H221ZM250 218V217H249ZM102 220H104L105 218H101ZM109 219V218H108ZM145 219V218H144ZM223 219V218H222ZM221 219V220H222ZM228 219V218H227ZM240 219V218H239ZM260 219V221H261V219L262 218H259ZM114 219H112V221H113ZM147 220V217H146V219H145V221ZM188 220V219H187ZM190 220V219H189ZM105 221V220H104ZM103 221V222H104ZM108 221H110V220H108ZM112 221H110V222H112ZM129 221H130V219H129ZM132 221H133V223H132ZM132 221L130 222V223H132V224H134V226L136 225L135 223H134V219L132 218ZM184 221V220H183ZM218 221H220V220H218ZM246 221H247V219H246ZM245 220H244V225H245V222H246ZM47 222V221H46ZM113 222H115V220L113 221ZM112 222V224H114ZM118 222H120V221H117V223ZM143 222V221H142ZM148 222V221H147ZM169 222V224L171 223L170 221H168ZM168 222H167V224H168ZM239 222V221H238ZM257 222V221H256ZM99 223H101V222H99ZM148 223H150V222H148ZM258 223V222H257ZM26 224V223H25ZM116 224V223H115ZM114 224V225H115ZM163 224V223H162ZM229 224H230V222H229ZM240 224V223H239ZM242 224V225H243ZM253 224V223H252ZM113 225V226H114ZM170 225H173V227H175V225L174 224H170ZM183 225V224H182ZM223 225V224H222ZM23 226V225H22ZM97 226H99V228H101L102 226H103V224H102V226L100 227V225H96V228L95 229H97L98 227ZM113 226H110V228L109 229H111L110 230V233H113V232H116V231H118V229L115 231L114 230V228L116 227H114L113 228ZM163 226V225H162ZM185 226V225H184ZM232 226L233 225H231V228H229V226H228V228L229 229H232L231 231H232V233H233V228H232ZM258 226H260V225H258ZM28 227V224H27V226H26V229H28L27 228ZM30 227V226H29ZM32 227V226H31ZM30 227V228H31ZM147 227H149V225L147 226ZM168 227V226H167ZM186 227V226H185ZM185 227H183V229H185ZM263 227V226H262ZM22 228H25V227H22ZM46 228V227H45ZM103 228V227H102ZM102 228H101V230H102ZM107 228V227H106ZM124 228V227H123ZM154 228V227H153ZM160 228H161V226H160ZM169 228V227H168ZM177 228V227H176ZM180 228V227H179ZM216 229H217V226L215 227ZM223 229L225 228V225H224V227H222ZM259 228V227H258ZM40 229V228H39ZM39 229H38V232H39ZM104 229V228H103ZM136 229V228H135ZM150 229V228H149ZM148 229V230H149ZM161 229H163V228H161ZM183 229H181V230H183ZM186 229H188V228H186ZM241 229V228H240ZM21 230H23V229H21ZM41 231H42V229H40ZM47 231H48V228L46 229ZM97 230H100V229H97ZM137 230V229H136ZM135 230V231H136ZM151 230V229H150ZM150 230L148 231V232H150ZM178 230V229H177ZM222 230V229H221ZM16 231V230H15ZM35 231V230H34ZM54 231V230H53ZM105 231V230H104ZM104 231H103V233H104ZM169 231V230H168ZM180 231V230H179ZM187 231V230H186ZM186 231H184V232H186ZM223 231V230H222ZM230 231V230H229ZM264 231V230H263ZM24 232V236H25V232H30V231H23ZM45 232V231H44ZM43 232V233H44ZM119 232V231H118ZM164 232H166V231H164ZM183 232V233H184ZM219 232H220V230H219ZM226 232V231H225ZM252 232H254V231H252ZM255 232H256V230H255ZM258 232V231H257ZM20 233V235H21V232H19ZM34 233H36V231L34 232ZM42 233V232H41ZM96 233V232H95ZM119 233H121V232H119ZM119 233L117 234V236L119 235ZM136 233V232H135ZM161 233V232H160ZM166 233H168V232H166ZM211 234H212V228H211V232H210ZM227 233V232H226ZM228 233H230V232H228ZM40 234V233H39ZM45 234V233H44ZM98 234H100V233H98ZM105 234V233H104ZM104 234H102V236L104 235ZM164 234V233H163ZM181 234H182V231H181ZM254 234V233H253ZM27 235V234H26ZM38 235V234H37ZM42 235V234H41ZM168 234H166V236H167ZM229 235V234H228ZM227 235V236H228ZM18 236V235H17ZM34 236H36V234L34 235ZM98 236H100V235H98ZM106 236V235H105ZM104 236V238H103V240L106 238ZM121 235H119V237H120ZM146 236H149V234L148 235H146ZM166 236H164V237H166ZM219 236V235H218ZM230 236H233V235H231L230 234ZM235 236V235H234ZM237 236V235H236ZM258 236H259V234H258ZM257 236V237H258ZM26 237V236H25ZM29 237H30V235H29ZM32 237V236H31ZM96 237V236H95ZM101 237V236H100ZM150 237V236H149ZM149 237H148V239L147 240H149ZM159 237V236H158ZM163 237V236H162ZM169 236H167V238H168ZM213 237V236H212ZM222 237V236H221ZM4 238H5V230L3 229V227L1 226V224H0V264H6L7 263V256H8V252H7V246H6V243H5V240H4ZM37 238H38V236H37ZM215 238V237H214ZM223 238V237H222ZM259 238V237H258ZM20 239H21V236H20ZM24 239V238H23ZM30 239H32V238H30ZM39 239H40V235H39ZM98 240H97V242L98 241H100L99 240V238H97ZM101 239V238H100ZM107 240L108 239H110L111 240V238L109 237H107L106 238ZM105 239V240H106ZM128 239V238H127ZM137 239V238H136ZM160 239H161V237H160ZM225 239H228V238H225ZM240 239H241V236H240ZM18 240H19V237H18ZM25 241H26V239H24ZM121 240H123V239H119V241H120V243H119V245L121 244ZM175 240V239H174ZM180 240V239H179ZM223 240V239H222ZM30 241V240H29ZM37 241H38V239H37ZM169 242H168V244L169 243H173L172 242V240L170 239V237H169V240H168ZM220 241H221V239H220ZM228 241V240H227ZM261 241V240H260ZM259 241V242H260ZM30 242H32V240L30 241ZM36 242V241H35ZM123 242V241H122ZM150 242H153V241H150ZM163 242H165V241H163ZM179 242H181V241H179ZM179 242H178V244H179ZM222 243H223V241H221ZM259 242L257 243V244H259ZM24 243V242H23ZM37 243V242H36ZM36 243H32V245L33 244H36ZM104 243V245H105V247H106V245H108L106 242H103ZM106 243V244H105ZM162 243V242H161ZM166 243H167V241H166ZM165 243V244H166ZM216 243H217V241H216ZM97 244V243H96ZM118 244V243H117ZM149 246H148V248L150 249V244H149V241H148V243H147ZM154 244V243H153ZM236 244V243H235ZM244 244V243H243ZM242 244V245H243ZM261 244V243H260ZM16 245V244H15ZM22 245V244H21ZM28 245V244H27ZM39 245V244H38ZM97 245H99V244H97ZM142 245V244H141ZM152 245V244H151ZM171 246L170 247H173V245L172 244H170ZM18 246V245H17ZM169 246V245H168ZM259 246V245H258ZM260 246H262V245H260ZM39 247V246H38ZM37 247V248H38ZM95 247V246H94ZM97 247V246H96ZM104 247V246H103ZM117 247V246H116ZM121 247H122V245H121ZM174 247H175V245H174ZM176 247H177V245H176ZM175 247V248H176ZM244 247V246H243ZM26 248V247H25ZM123 248H125V247H123ZM122 248V249H123ZM142 248V247H141ZM147 248V247H146ZM252 248H254V247H252ZM251 248V249H252ZM17 249V248H16ZM96 249V248H95ZM121 249V250H122ZM168 249V248H167ZM195 249V248H194ZM219 249H221L220 248V245H219ZM241 249V248H240ZM104 250V249H103ZM166 250V249H165ZM169 250V249H168ZM167 250V251H168ZM182 250H185L184 248L182 249ZM191 250V249H190ZM225 250V249H224ZM223 250V251H224ZM98 251V250H97ZM153 251H154V248H153ZM163 251V250H162ZM171 252H172V248H171V250H170ZM179 251V250H178ZM177 251V254L180 252H178ZM186 251H188V250H186ZM185 251V253H187ZM193 251V250H192ZM191 251V252H192ZM256 251V250H255ZM257 251H258V249H257ZM96 252V251H95ZM23 253V252H22ZM119 253H121V252H119ZM149 253V252H148ZM165 253V252H164ZM168 253V256L170 255L169 254V252H167ZM190 253V252H189ZM255 253H257V252H255ZM150 254L152 255V251L150 250ZM166 254V253H165ZM230 254V253H229ZM121 255V254H120ZM154 255H156V253L154 254ZM180 255V254H179ZM178 255V256H179ZM182 255V254H181ZM221 255V254H220ZM228 255V254H227ZM256 255V254H255ZM167 256V255H166ZM177 256V257H178ZM193 256V255H192ZM224 256H226V254H224L223 255V257H222V255H221V257L223 258V260L224 261H226L225 259H224ZM242 256H243V253H242ZM121 257V256H120ZM119 257V258H120ZM150 257H153V256H150ZM155 258L157 257V259H158V256L156 255V256H154ZM130 258V257H129ZM147 258V257H146ZM168 258H170V257H168ZM181 258H183V256L181 257ZM195 259H196V256L194 257ZM221 258V259H222ZM247 258V257H246ZM253 258V257H252ZM145 259V258H144ZM148 259V258H147ZM153 259V258H152ZM177 259V258H176ZM187 259V258H186ZM244 259H245V257H244ZM151 260V259H150ZM165 260V259H164ZM168 260V259H167ZM170 260V259H169ZM168 260V261H169ZM180 260H182V259H180ZM179 260V258H178V260L177 261H180ZM219 260H220V258H219ZM223 260H221V261H223ZM252 259H250V260H248L249 261V263L251 264V261ZM195 261V260H194ZM227 261H228V259H227ZM242 261V260H241ZM247 260H245V262H246ZM154 261H150V263H153ZM170 262V261H169ZM187 262H188V260H187ZM189 262H192V260L191 261H189ZM196 262V261H195ZM198 262V261H197ZM126 263V262H125ZM166 263V262H165ZM177 263H179V262H177ZM176 263V264H177ZM180 263H181V261H180ZM179 263V264H180ZM222 264H223V262H221ZM220 263V264H221ZM225 263V262H224ZM226 263H229V262H226ZM230 263H232L231 261H230ZM229 263V264H230ZM248 263V264H249ZM253 263V262H252ZM122 264V263H121ZM134 264V263H133ZM169 264V263H168ZM170 264H171V262H170ZM185 264V263H184ZM236 264H238V263H236ZM244 264H246V263H244Z\"/></svg>",
    "mask_w": 264,
    "mask_h": 264
}]
</instances>
